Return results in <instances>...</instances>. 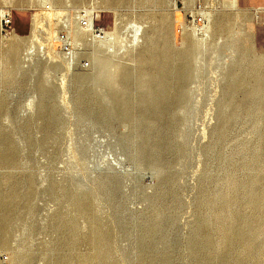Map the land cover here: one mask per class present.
I'll return each mask as SVG.
<instances>
[{"label": "rangeland", "instance_id": "rangeland-1", "mask_svg": "<svg viewBox=\"0 0 264 264\" xmlns=\"http://www.w3.org/2000/svg\"><path fill=\"white\" fill-rule=\"evenodd\" d=\"M107 1L0 0V264H264V89L244 87L264 58V0H236L199 47L182 40L188 15L200 5L207 27L223 0ZM91 8L116 32L111 55L93 58L78 30ZM131 21L145 44L124 49ZM158 59L186 60L180 100L174 80L153 93Z\"/></svg>", "mask_w": 264, "mask_h": 264}, {"label": "bare ground", "instance_id": "bare-ground-1", "mask_svg": "<svg viewBox=\"0 0 264 264\" xmlns=\"http://www.w3.org/2000/svg\"><path fill=\"white\" fill-rule=\"evenodd\" d=\"M51 1L56 2L57 4H62V2L65 3V0H51ZM74 1L81 2V0H74ZM125 1H126L125 2L126 4L128 0H125ZM105 2L106 4H109L107 0H105ZM222 3H223V6L225 7V10L222 13H217L216 15L212 14L213 15L212 19L210 21V24L207 27H204V26H201L200 28L191 27V29L187 31L184 29L185 31H183V34H182V40L184 41V45H188L189 47L202 46L203 44H205L203 42L208 36H212L217 32H222L223 30H225L226 24L233 22L234 14H236V11L238 10L236 0H223ZM90 10L93 11L92 8ZM171 10H173V15H172L173 22L177 23L179 21L180 14L176 12L177 7L175 6L174 3H172ZM3 11L4 10H0V14ZM5 12H8V11L5 10ZM78 30H80L81 33L83 32L82 29H78ZM147 31L148 29L145 28V25L138 24L135 21H131L129 26L125 29V31L123 30L125 38L127 37L128 39L127 41L128 43L126 42L127 45L126 46L124 45V49L126 48L133 49V48H136L137 46L141 48L145 44L144 40L146 39ZM115 36H116V32H112V33L105 32L101 38L88 39V40H91V45H92V47H90L91 56H93V58L96 57V55L100 53L102 49H104L105 51H107L108 54L111 55L114 50L113 43L115 42ZM32 37L34 38L33 39L34 41L37 40V37L34 35V33L32 34ZM75 37L82 38L81 34H75ZM31 48H34V47L32 46ZM83 48L78 47L77 50L79 51H77L76 55L84 54L87 51L85 48L84 49ZM32 53H33V50L27 51V56L31 55ZM166 53L168 52L166 51ZM168 54H170L173 57L177 56L176 52H170ZM166 60L167 59L156 60V62L160 64V66L158 67L160 73L156 77L153 78V83L157 86L153 93L154 94L164 93V86L166 85V83L170 80H174L177 83L173 86L172 93L175 96V99L178 101L182 97V92L184 90L185 72L187 71L186 60L182 59L181 64L177 66H172V65L161 66L162 63L164 64L167 63ZM252 64H253L252 67L249 69V74L245 76V79H247L249 84L245 85L244 87L249 88L250 86V88L253 90H256L259 88L264 89V58H261V57L255 58ZM84 78H85L84 75L77 74L75 80L78 84H80ZM126 79H127V71L124 68L122 71V74L120 75V83L125 85ZM234 79L236 80V77H234ZM226 86H228L226 88H236L238 86H241V84L232 82V83H228ZM243 92L246 97L249 96L251 93L249 89L247 92L245 91ZM115 98L117 99V101L116 100L115 101L119 103H122L125 101V99H123L122 101L119 100L116 96ZM240 102L247 103L248 105L237 107V108L245 110V112L248 114L255 111L256 107H259V105L256 107L255 105L250 106L249 103H253V101L242 99L239 101V103ZM158 108H160V106H158Z\"/></svg>", "mask_w": 264, "mask_h": 264}, {"label": "built area", "instance_id": "built-area-1", "mask_svg": "<svg viewBox=\"0 0 264 264\" xmlns=\"http://www.w3.org/2000/svg\"><path fill=\"white\" fill-rule=\"evenodd\" d=\"M46 9H50L48 6ZM197 9L199 10L196 15H188L190 19V26L194 28H200L204 23V17L202 14L203 8L200 5H197ZM95 14L93 11L89 9H79L75 13V20L79 29L87 32L90 38H101L105 31L102 27L95 25L94 23ZM10 24V14L8 12L3 11L0 14V33L3 32L5 28ZM58 40L60 42L62 53L64 54V58L67 60L68 64L74 65L78 64L80 68H87L88 62L85 61H75L74 58V49L71 45L70 37L66 33H60L58 35Z\"/></svg>", "mask_w": 264, "mask_h": 264}]
</instances>
